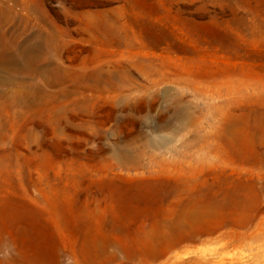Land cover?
Masks as SVG:
<instances>
[{
    "label": "rangeland",
    "instance_id": "1",
    "mask_svg": "<svg viewBox=\"0 0 264 264\" xmlns=\"http://www.w3.org/2000/svg\"><path fill=\"white\" fill-rule=\"evenodd\" d=\"M14 36L0 264H264V0H0Z\"/></svg>",
    "mask_w": 264,
    "mask_h": 264
},
{
    "label": "bare ground",
    "instance_id": "2",
    "mask_svg": "<svg viewBox=\"0 0 264 264\" xmlns=\"http://www.w3.org/2000/svg\"><path fill=\"white\" fill-rule=\"evenodd\" d=\"M36 34V33H35ZM5 35V33L3 34ZM13 37V36H12ZM12 43L11 49H13V51L11 52V50H7V48H0V84H4L7 80L5 78H3L1 76L2 72H10V71H14V70H18V69H25V70H35V66L34 63L32 62V58H33V52H34V45H29L28 43H20L19 41L16 40L15 36L12 39V41H10ZM154 74L155 70H148L146 72H144L143 74ZM142 75V73L140 74ZM163 92V91H161ZM173 97V100L171 99V101H173V105L171 106V108H167L164 107V111L168 112L171 111L170 115H164V119L163 122L156 126V125H152V130H160L163 129L167 126L170 125L169 123V119L170 118H174L175 120H180L183 111L186 112V106L185 105H181L180 101L181 98L180 96L177 94V91H171V89L165 88L164 92L162 93V97H165L167 95H170ZM161 97V98H162ZM160 98V99H161ZM169 104V103H168ZM163 110V109H162ZM162 118V117H161ZM152 118L151 116H145L143 117V120L145 123L150 124ZM181 123L178 122V126L180 127ZM171 127V126H170ZM150 131V130H149ZM147 135V134H146ZM147 138V137H146ZM158 141H156L158 144L164 143L166 141L169 140V137L165 136V135H160L157 139Z\"/></svg>",
    "mask_w": 264,
    "mask_h": 264
}]
</instances>
